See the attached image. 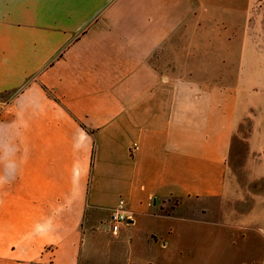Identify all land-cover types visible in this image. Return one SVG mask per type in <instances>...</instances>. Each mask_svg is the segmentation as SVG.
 Here are the masks:
<instances>
[{
	"label": "crops",
	"instance_id": "1",
	"mask_svg": "<svg viewBox=\"0 0 264 264\" xmlns=\"http://www.w3.org/2000/svg\"><path fill=\"white\" fill-rule=\"evenodd\" d=\"M258 24L242 53L226 0H0V264H256L264 196L228 159L248 120L264 173Z\"/></svg>",
	"mask_w": 264,
	"mask_h": 264
},
{
	"label": "rangeland",
	"instance_id": "2",
	"mask_svg": "<svg viewBox=\"0 0 264 264\" xmlns=\"http://www.w3.org/2000/svg\"><path fill=\"white\" fill-rule=\"evenodd\" d=\"M226 4H230V6H233L235 8L236 17L240 20L241 29L239 49L242 53L248 51V47L250 45L249 39L251 38L252 43V38H255V35L258 36L261 33L260 24H258V26L256 27V23H259L261 19H264V0H226ZM259 45V47L264 48V44L259 43ZM257 63H261L263 67H261V69L257 67L254 73L251 71V76H247L246 74L244 75L243 73L242 85L248 86L250 84L254 88H257L255 98L257 100H260L264 99V59L257 61ZM248 74H250V72H248ZM200 78L204 79L207 77ZM238 132L240 134V138L234 140L228 159V178L230 179L229 181H231V183L235 186L236 189L241 186L244 188L246 193L250 191L251 193H257L264 196V173L261 174L253 170L254 167L259 163V160L257 159V154L250 150L247 142L245 141L251 133H254V126L248 120H245L244 122H242L240 130ZM260 159L263 160L264 157ZM242 199L243 198H240L239 196H235L233 198L231 197L229 203H238L239 201H242ZM192 204L196 205V203ZM172 206L173 203L170 204V207ZM103 222L104 221H101L100 224ZM100 224L98 226L99 228ZM100 229L103 231L102 228ZM256 230L258 252L255 255L256 258L254 259V262L256 264H263L264 222L258 224ZM203 236L204 238L208 239V252H205L203 254L204 259H206V261H209V259L211 258L213 260H216V257H213L214 250H216L215 245L217 246L218 244L217 239L215 240V235H212L211 230H208L207 232L203 233ZM160 253L162 254L163 258H166L162 262H164L165 264H169L170 256L172 254L169 248L166 250H162V252ZM105 256L110 258L111 261H113V264H126L127 261V258L124 255V244H122V246H120L119 248H115L110 253L100 254L98 258L102 257L103 259H105ZM191 256L192 258H189L188 260L192 263L184 262L181 264H197V261L194 260V258L197 257V251H193V255Z\"/></svg>",
	"mask_w": 264,
	"mask_h": 264
},
{
	"label": "built area",
	"instance_id": "3",
	"mask_svg": "<svg viewBox=\"0 0 264 264\" xmlns=\"http://www.w3.org/2000/svg\"><path fill=\"white\" fill-rule=\"evenodd\" d=\"M131 220L125 212L124 200H119L117 205L111 211L109 218L100 224V228L105 231L117 232L120 227Z\"/></svg>",
	"mask_w": 264,
	"mask_h": 264
}]
</instances>
